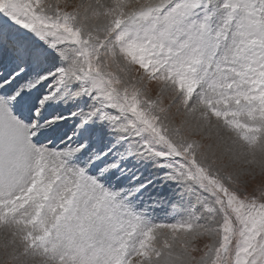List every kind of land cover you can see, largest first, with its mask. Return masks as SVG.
I'll use <instances>...</instances> for the list:
<instances>
[{
    "label": "snow or ice",
    "instance_id": "snow-or-ice-1",
    "mask_svg": "<svg viewBox=\"0 0 264 264\" xmlns=\"http://www.w3.org/2000/svg\"><path fill=\"white\" fill-rule=\"evenodd\" d=\"M0 264H264V0H0Z\"/></svg>",
    "mask_w": 264,
    "mask_h": 264
},
{
    "label": "rangeland",
    "instance_id": "rangeland-1",
    "mask_svg": "<svg viewBox=\"0 0 264 264\" xmlns=\"http://www.w3.org/2000/svg\"><path fill=\"white\" fill-rule=\"evenodd\" d=\"M71 2L74 3V2H76V0H71ZM152 94L155 95L154 86H153V93ZM127 162H128V164H130L132 166V168L135 169V171H133L131 173V175H126V176L120 178L116 182L117 187L129 184L132 181V176L139 175L140 181L151 180V179H153V177H159L165 171V169L158 167V162L155 159H152L150 157H145L143 159L136 160V161L128 160ZM140 181H138V182H140ZM174 188H175L174 184H171V183H163L162 184V182L159 179H156V180H154L153 183H151L147 186V188L145 189V192L149 196L155 194L157 196L170 197L171 193L174 191ZM170 212H171V202L163 205L162 207H159L156 210L155 215L157 217L164 218V217H167Z\"/></svg>",
    "mask_w": 264,
    "mask_h": 264
},
{
    "label": "bare ground",
    "instance_id": "bare-ground-1",
    "mask_svg": "<svg viewBox=\"0 0 264 264\" xmlns=\"http://www.w3.org/2000/svg\"><path fill=\"white\" fill-rule=\"evenodd\" d=\"M153 166V165H152ZM151 168V167H150ZM153 172V171H152ZM147 176V175H146ZM152 186V185H151ZM171 189V188H170ZM170 192V191H169ZM167 194V193H166ZM168 195V194H167ZM167 197V196H166ZM168 207V206H167ZM170 208V207H169Z\"/></svg>",
    "mask_w": 264,
    "mask_h": 264
}]
</instances>
